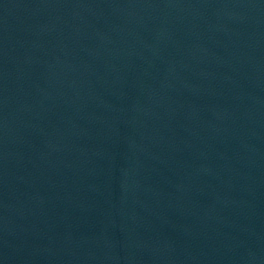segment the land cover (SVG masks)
Wrapping results in <instances>:
<instances>
[{"label":"water","instance_id":"1","mask_svg":"<svg viewBox=\"0 0 264 264\" xmlns=\"http://www.w3.org/2000/svg\"><path fill=\"white\" fill-rule=\"evenodd\" d=\"M154 0H0V192L61 129Z\"/></svg>","mask_w":264,"mask_h":264}]
</instances>
